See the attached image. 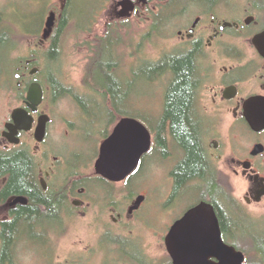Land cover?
<instances>
[{
	"label": "flooded vegetation",
	"instance_id": "obj_1",
	"mask_svg": "<svg viewBox=\"0 0 264 264\" xmlns=\"http://www.w3.org/2000/svg\"><path fill=\"white\" fill-rule=\"evenodd\" d=\"M159 1L165 0H136L135 16L151 11L150 19L154 27L155 14L159 16L165 10L160 7L165 4L153 7V3ZM258 3L263 4L264 0H169L166 4L170 12L168 19L175 33L172 52L167 55L192 57L195 62L193 114L198 135H203L201 150L210 169V178L215 183L213 187L217 189L215 194L209 191L208 195L205 194L208 185L202 179L180 184L179 169L189 158L183 156L182 150H187L177 139L174 122L169 117L170 97L178 80L174 69L162 78L167 82L159 109L153 113L142 111L146 116L138 109L137 100L142 97L139 93L124 98L120 112H105L104 122L98 118L103 112L94 110L88 115L77 100L83 116L89 120L87 133L101 129L104 142L96 155L90 158L87 152L85 159L76 158L77 165L72 166L73 157L64 159L52 151H47L41 164L38 163V157L50 143L54 118L45 109L49 96L45 86L46 101L40 112L35 114L28 106L32 86L37 82L44 85L39 75L33 76L37 69L36 61L28 62L18 79L22 81L20 86L28 88L29 92L21 97L22 104L13 112L5 129L0 130V152L29 150L35 156L34 164L39 172L34 185L38 190L1 198L11 178L0 180V212L5 216L0 221V264H58L63 258V240L74 232L85 236V231H88L91 240L86 251L80 252L77 248L72 264H175L168 248V238L180 221L205 203L216 209L226 243L241 251L239 244L246 238L239 232V225L248 222L257 228V218L264 217L260 209L256 213L249 209L264 205V170L263 164H260L264 155L255 157L254 151L244 161L234 151V158H229L230 150H235L233 142L241 123L258 134L246 115V103L255 97H264V43L260 47L256 45V39L264 35V10L261 9L264 5ZM189 15L192 18L186 26L183 19ZM164 57L155 62H162ZM140 69L141 58L135 65L138 82L141 79L137 75ZM89 100L95 99L89 96ZM107 107L112 109L111 104ZM18 109L29 110L36 118V126L33 132H22L15 138L20 144H12L7 136L10 134L8 126L14 124V113ZM44 116H50L52 121L47 140L41 144L37 139V129ZM125 120L145 125L153 136V147L127 181L114 183L97 173V164L102 157L103 146ZM86 137L88 142L92 140L91 134ZM53 157H56V163H52ZM163 161L171 164L169 178L173 183L166 202L158 201L159 207L149 212V194L138 191H134L137 195L129 198V202L115 201L113 193L118 186H135L146 171L154 170ZM229 162L232 167L230 172L225 169ZM247 166L251 169L248 170ZM72 171L74 173L69 174ZM92 171L93 174H88ZM233 174L251 182L246 204L234 192ZM141 197L146 201L137 208L136 203ZM184 200L196 202L182 211L176 203ZM85 221H89L88 225ZM139 230L158 231L164 246H167V256L155 257L153 247H149L145 234H139Z\"/></svg>",
	"mask_w": 264,
	"mask_h": 264
},
{
	"label": "rangeland",
	"instance_id": "obj_2",
	"mask_svg": "<svg viewBox=\"0 0 264 264\" xmlns=\"http://www.w3.org/2000/svg\"><path fill=\"white\" fill-rule=\"evenodd\" d=\"M49 1L50 3L47 5L44 0H0V13L6 16L9 22L8 26L11 27L13 31H16L17 36L15 37V34L14 38L20 42L19 51L13 54L11 60L8 54H5L2 58L3 60L0 59V69H6L7 67L12 68L13 66L15 67L16 64H20L21 67L19 69L25 70L26 66L24 65L31 58H35L36 64H40V66H37V69H40L42 72L39 74L38 78L43 82L49 94L45 109L47 113L53 116L54 125L51 132L50 143L40 157H38V163L41 164L47 151H52L55 155L64 159L65 157H73L72 166H76V158L79 157L81 160L85 159V154L87 152L88 157L90 156V158H92L98 153L99 147H101L104 142L102 141L103 131L100 129L87 133L86 129L89 125V120L83 116L76 97L69 95L67 90L63 94L59 93V95H56L52 87V79L55 76L60 77L63 80L62 82L65 83L69 89L73 88L78 94L84 93V90H87L89 79H92L91 71H94V59L96 58V50L99 48L100 44L98 39L112 34L113 39L119 44L116 48L118 65L124 69L123 74L125 80H127L126 77L132 80L134 77L136 78L135 65L138 59L141 58V60H143L145 56V58H149L151 61H160L164 55L172 52L175 33L173 27L169 24L165 33L156 34V32L153 31L150 19V15L152 16L150 13L151 11H145L141 16L134 15L135 17L129 19L119 18L118 14L123 11L119 5L126 0H108L106 9L101 13L95 24L96 30L94 33L80 32L78 28L79 25L76 22L74 25H71V28L66 31L65 35L64 32L62 33L64 38L59 40V45L60 47L62 46L60 48L61 61L56 64L50 62L49 53L55 45V36L61 28V22L68 5V0ZM168 2L169 0L153 3V7H157L161 4L166 5ZM54 13L58 15V25L54 36L50 40H46L47 25ZM18 14L21 15V20H28L30 23L29 25L36 30L35 33H40V36L25 34L23 31H25L24 27H27L26 24H24V27L20 25V23H18L19 26L14 24L15 22H19L16 21V16ZM192 15L191 17L189 15L183 19V21H186V26L188 25L187 23L191 21ZM42 16H45V20L42 19ZM180 23L183 22L181 21ZM144 41L145 49H140V45ZM34 52H36V54H34ZM108 58V61H110L112 57L109 56ZM25 59H27V62H25ZM21 70L19 73L20 75H22ZM18 77L16 76L14 80H17ZM6 78V75H3L2 78L0 77V130L5 129L7 122L12 118L13 112L22 104L21 95L14 89V84L13 86L9 85V78ZM19 80L21 79H18V81ZM21 82L22 81H20V83ZM166 82L167 81L162 79L156 83H145L143 79H139L138 88L134 94L136 95L139 93L142 96L137 100L140 112L153 113L159 109L160 101L165 94L163 89ZM88 96L94 97L95 100L98 99L97 95L88 94ZM97 109L99 108L97 107ZM146 115L147 114H145V116ZM231 123L230 121L229 126H231ZM84 127L85 129H83ZM89 134H91L92 140L88 142L87 140L89 139L86 135ZM260 143L264 144V135L260 136L255 134L246 124L241 123L239 131L235 136V141L233 142L235 150L231 148L232 150L229 152V158L232 160L234 158V151H236L239 158L245 161L251 157V154ZM55 158L56 157H53L52 163H56ZM87 163L88 162H86V164ZM260 164H263L262 169L264 170V160L260 161ZM170 169V162L163 161L160 162V165H156L154 170L151 168L149 171H146L147 173L135 183V186L130 188L126 185L118 186L113 193L115 201L118 203L129 202V198L137 195H135L134 191L136 193L137 191L139 193H148L150 198L148 209L149 212H151L154 208L159 207L158 201L166 202L170 195L173 184L169 178ZM225 169L228 172L232 170L230 162L225 166ZM70 173L73 174L74 171L69 172V174ZM88 174H93V171ZM231 179H233L232 181L235 186L234 192L241 202L246 204L247 195L250 193L251 182L242 176L237 177L234 174ZM195 202L196 200L190 203L184 200L176 203V206L182 209V211H185L191 205L195 204ZM249 209L250 212H264V205L250 207ZM2 213L3 212H0V221L5 217ZM87 222L89 223V221H85L84 223L88 225ZM256 224L257 233L255 232V234L252 233L251 235L264 237V217L261 216L257 218ZM85 232V236L74 232L63 240L61 246L63 258L58 264H72V256L77 254V248L80 252L86 251L87 245L91 239L87 234L88 231ZM138 232L139 234H145L146 237L144 238L147 240L149 247H153L152 253L155 257L164 258L167 256V246H164V240L159 236L158 231L139 230ZM243 243L244 245L250 246L251 244L257 243V241L251 236L247 238L246 242L243 241ZM28 263L26 262L25 264Z\"/></svg>",
	"mask_w": 264,
	"mask_h": 264
},
{
	"label": "trees",
	"instance_id": "obj_3",
	"mask_svg": "<svg viewBox=\"0 0 264 264\" xmlns=\"http://www.w3.org/2000/svg\"><path fill=\"white\" fill-rule=\"evenodd\" d=\"M44 1H46L47 5L50 3L49 0ZM107 1L108 0H68V5L61 22V28L55 36V45L49 53L50 62L56 64L60 63V48L62 46L60 47L59 40L64 38L66 31H68V29L71 28V25H74L75 22L78 23L80 32L91 34L94 33L96 30L95 24L101 13L104 11V9H106ZM261 3H258V5H264V3ZM162 7H164L165 10L162 11L159 16L156 14L154 16L155 26L153 27V31H155L156 34L165 33L170 24V19H168L170 15L168 9L169 6L167 7L165 5ZM261 9L264 10V7ZM262 15L264 16V14ZM20 17V14L16 16V21L19 22H15L14 24L19 26L18 23H20V25H23V27L25 26L24 24H26L27 27H24L25 31H23L25 34H35L36 36H40V33H35L36 30H34V28L29 25L30 23L28 20H21ZM44 18L45 16H42V19ZM8 25L9 22L6 19V16L0 13V59H2L5 54H8L9 59L11 60L13 54L19 51L20 42L14 38L16 31H13ZM63 32L64 35L62 34ZM16 36L17 34L15 37ZM98 41L100 44L99 48L96 50V58L94 59L95 65L93 67L94 71H91L92 79H89L87 90H84V93L78 94L76 93V90H73V88L69 89V87H67L66 84L62 82L63 80L57 76L52 79V87L56 95H59V93L63 94L67 90L69 95L75 96L81 103L83 110L88 115L89 112L94 110H98L100 113L103 112V114L98 118L101 122H104L106 119L105 112L111 110L114 112H120L122 101L124 100V94H122L124 89V81L122 80L120 73L113 70V66L117 61L116 48L119 45L118 42L113 39L112 34H109L105 37H100ZM143 48L145 49V41L142 43V45H140V49ZM34 54H36V52H34ZM109 56L112 57L110 61H108ZM30 60L36 59L31 58ZM30 60H28V62ZM25 62H27V59H25ZM28 62L24 66L27 67ZM168 64L173 67L178 75V80L176 85L173 87L170 97L169 117L174 122L173 126L175 128L177 139L187 150L189 155L187 162L179 169L178 176L180 178V184L184 185L193 179H202L205 181V185H208L205 187V194L208 195L209 187L211 185L213 186L215 183L210 178L209 166L203 159V157H205L204 151L201 150L198 127L193 114L195 98L193 91L195 85L193 76L195 62L193 58L187 56H178V58H175L165 55L164 60L160 63H157L149 60V58H145L144 56L142 60L143 70L137 75L138 78L143 79L145 83H156L162 79L164 74H167L164 66ZM36 66H40V64L37 63ZM13 67H7L6 69L1 68L2 70L0 69V77L2 78L3 75H6L7 78H9V85L13 86L14 84V89L19 93V95H21V97H23L28 94L29 89L21 87L20 80H14L16 76H19L21 70L19 68L21 65L16 64V66L14 68ZM122 70L124 71V69ZM155 70L158 71L159 74H156ZM88 94L105 96L104 99L106 103L100 105L96 100H89ZM108 95H114V97H112L113 100L107 99L106 97ZM92 104L97 105L99 109H97V107L94 108V105ZM110 104L112 105V109L107 106H103ZM112 115L114 116L113 113L111 116ZM113 116L112 121L114 122L115 117ZM35 160V156L31 154L29 150L17 151L16 153H9L6 151L0 152V180L11 178L10 184L3 192L1 198H6L12 194L22 195L38 190V188L34 186L36 184L35 176L39 173L34 164ZM28 215L29 214H27V217ZM31 217H33V215H31ZM30 221L34 220L31 219ZM239 232L244 234L243 237L246 238L242 239V241H246L247 238H250L251 236L257 241V243L251 244L250 246L244 245L243 243L239 244L241 251L245 252L248 256V264H264V237L251 235L252 233L255 234L256 228H254V226H250L248 222L243 224L241 223L239 225Z\"/></svg>",
	"mask_w": 264,
	"mask_h": 264
},
{
	"label": "water",
	"instance_id": "obj_4",
	"mask_svg": "<svg viewBox=\"0 0 264 264\" xmlns=\"http://www.w3.org/2000/svg\"><path fill=\"white\" fill-rule=\"evenodd\" d=\"M147 1L143 0V2ZM119 6L123 9L120 13L122 19L134 17L138 7L134 0H126ZM57 25L58 15L54 13L47 25L46 40L54 36ZM262 43H264V35L256 39L258 47ZM40 73V69H35L33 76H38ZM45 101V87L37 82L30 89L28 106L35 114H38ZM246 115L252 129L258 134L264 133V97L249 100L246 103ZM14 121V124L8 126L10 134L7 136L12 144H20L15 138L17 139L22 132H33L36 118L29 110L18 109L14 113ZM51 121L50 116H44L40 121L37 139L41 144L47 140ZM118 129L121 133L119 137L121 147L119 151H114L118 143V140L114 139ZM117 130L103 146L102 157L97 164V173L114 183H123L139 169L145 155L150 153L153 147V136L145 125L134 120H125ZM262 155H264V145L260 144L256 147L254 156ZM247 168L251 169L250 166ZM145 201L146 198L141 197L136 207L140 208ZM168 248L175 264L248 263V256L245 252L226 243L217 211L207 203L192 210L175 226L168 238Z\"/></svg>",
	"mask_w": 264,
	"mask_h": 264
},
{
	"label": "bare ground",
	"instance_id": "obj_5",
	"mask_svg": "<svg viewBox=\"0 0 264 264\" xmlns=\"http://www.w3.org/2000/svg\"><path fill=\"white\" fill-rule=\"evenodd\" d=\"M166 55H167V54H166ZM115 64H116V65H115ZM115 64H114V66H113V70H114V71H117V72L120 73V76H121L122 80L124 81V84H123L124 89H123L122 94H124V98H127V97L130 96L131 94H134L135 91L137 90V88H138V80H137L135 77H134L132 80L129 79L128 77H126L127 80H125V76H124V74H123V70H122L121 66L118 65L117 61L115 62ZM164 67H165V68H164L165 71H167V74H168L169 71L173 70V67H171L169 64L166 65V66H164ZM142 70H143V68L140 69L139 72H141ZM155 72H156V74H159L158 71L155 70ZM163 72H164V71H163ZM167 74H164V75L162 76V78H163L164 76H166ZM119 95H120V94H119ZM112 97H114V95H110V96L108 95L106 98L109 99V100H113ZM97 98H98V99H97L96 101H97L100 105L106 103V101H105V99H104L105 96H97ZM103 106H107V105H103ZM199 142H200V146L202 147V144H203V142H204V140H203V135H199ZM182 153H183V156H185L186 158L189 157L187 151L182 150ZM193 181H195V179L190 180V181H188L187 183H192ZM187 183H186V184H187ZM210 187H211V189H210ZM210 187H209V189H208V191L210 192V194H215V193H216V188L213 187L212 185H211ZM214 192H215V193H214Z\"/></svg>",
	"mask_w": 264,
	"mask_h": 264
},
{
	"label": "snow or ice",
	"instance_id": "obj_6",
	"mask_svg": "<svg viewBox=\"0 0 264 264\" xmlns=\"http://www.w3.org/2000/svg\"><path fill=\"white\" fill-rule=\"evenodd\" d=\"M120 135H121V133H120V130L118 129V130H117V136L114 137V139L118 140L117 146H116V148L114 149V151H119V149H120V147H121V145H120V143H119V137H120Z\"/></svg>",
	"mask_w": 264,
	"mask_h": 264
}]
</instances>
